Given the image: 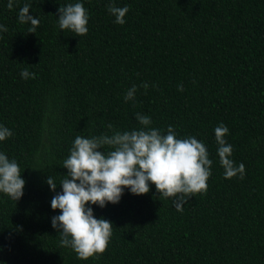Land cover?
<instances>
[{
	"label": "trees",
	"instance_id": "16d2710c",
	"mask_svg": "<svg viewBox=\"0 0 264 264\" xmlns=\"http://www.w3.org/2000/svg\"><path fill=\"white\" fill-rule=\"evenodd\" d=\"M80 2L88 33L61 30L58 9ZM0 0V152L26 181L18 201L0 193V264H264V0ZM39 19L35 33L19 11ZM129 8L115 23L108 5ZM27 69L35 79H23ZM147 82L145 90L142 83ZM184 90L179 91L178 86ZM137 86L134 101L124 96ZM173 126L195 136L213 161L206 193L177 211L155 185L117 204L90 205L113 224L107 251L78 259L60 246L54 195L77 136ZM229 129L236 166L224 178L215 128ZM107 150V149H106ZM51 176L56 192L46 183Z\"/></svg>",
	"mask_w": 264,
	"mask_h": 264
},
{
	"label": "clouds",
	"instance_id": "9594fccd",
	"mask_svg": "<svg viewBox=\"0 0 264 264\" xmlns=\"http://www.w3.org/2000/svg\"><path fill=\"white\" fill-rule=\"evenodd\" d=\"M8 8H13V0H9ZM29 11L30 5L25 4L19 11V22L30 24L29 33H35L40 21ZM108 11L115 17V23H126L127 6L109 4ZM58 13L61 30H70L78 37L87 35L89 15L82 3L61 6ZM7 30L0 25V31ZM20 75L25 80L36 78V73L27 69ZM141 87L147 90L149 84L144 82ZM178 90H184L182 84ZM136 92L137 86L132 85L124 96L125 102L134 101ZM136 120L142 126L137 130L121 132L108 124L112 135L77 136L70 155L63 162L67 174L59 184L62 192L51 200V208L59 209L61 214L51 218V226L60 235V246L73 250L78 259L102 255L113 235V224L103 217L97 219L90 205L104 208L108 203L117 204L124 189L134 195H144L150 191V184H154L160 197L173 198L176 210L182 212L190 197L207 192L213 161L205 144L195 136L178 138L171 125L166 133L153 128L151 117L147 115L137 113ZM228 133L229 129L223 124L215 128L224 178L239 176L243 179L245 165L236 166L230 159L233 147L225 139ZM12 135L9 128L0 125V141ZM25 183L17 161L0 152V193L18 201L24 194ZM46 183L56 192L58 185L53 177L49 176Z\"/></svg>",
	"mask_w": 264,
	"mask_h": 264
}]
</instances>
